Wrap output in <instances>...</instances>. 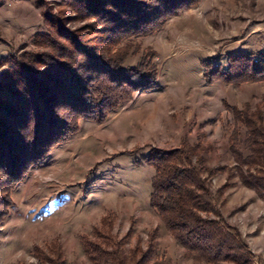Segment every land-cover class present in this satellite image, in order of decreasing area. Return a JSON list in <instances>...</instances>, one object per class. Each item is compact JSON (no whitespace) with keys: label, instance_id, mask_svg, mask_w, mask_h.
Segmentation results:
<instances>
[{"label":"rangeland","instance_id":"obj_1","mask_svg":"<svg viewBox=\"0 0 264 264\" xmlns=\"http://www.w3.org/2000/svg\"><path fill=\"white\" fill-rule=\"evenodd\" d=\"M111 3L0 1V73L10 54L50 51L48 37L67 45L69 32L94 39L100 50L124 51L125 67L156 70L153 84L102 122L79 118L13 185L0 224V264H104L103 255L108 264L111 253L114 264H239L197 258L163 229L149 205L154 168L145 158L152 149L178 150L196 166L217 210L203 216L234 227L248 264H264V197L238 176L264 174V160L246 170L234 157L247 153L238 117L253 114L264 129V79L208 82L213 65L225 68L234 53L264 47V0H196L154 33L113 45L95 39L103 25L96 8L113 10Z\"/></svg>","mask_w":264,"mask_h":264},{"label":"trees","instance_id":"obj_2","mask_svg":"<svg viewBox=\"0 0 264 264\" xmlns=\"http://www.w3.org/2000/svg\"><path fill=\"white\" fill-rule=\"evenodd\" d=\"M194 1L112 0L113 10L96 8L103 14V25L95 39L113 45L125 37L152 34L165 17ZM69 35L67 45L48 37L50 51L10 54L7 68L0 73V224L11 205L13 185L28 167L39 164L51 148L75 131L79 118L102 122L135 90L154 83L153 66V70L148 66V73L141 71V65L125 67L124 51L100 50L92 44L94 39ZM263 71L264 47L255 53L238 51L225 68L213 65L208 82H253L264 79ZM245 116L238 119L246 128L247 153L236 152L234 157L236 166L247 170L264 160V129L256 116ZM145 161L154 168L149 205L176 243L205 261L221 258L239 264L250 262V253L234 227L220 218L203 216L217 215V210L200 171L187 157L179 156L178 150L152 149ZM238 176L256 196L264 197L262 172L243 174L239 170ZM108 256V264H114L113 253ZM103 257L107 264V256Z\"/></svg>","mask_w":264,"mask_h":264},{"label":"built area","instance_id":"obj_3","mask_svg":"<svg viewBox=\"0 0 264 264\" xmlns=\"http://www.w3.org/2000/svg\"><path fill=\"white\" fill-rule=\"evenodd\" d=\"M1 1V0H0Z\"/></svg>","mask_w":264,"mask_h":264}]
</instances>
